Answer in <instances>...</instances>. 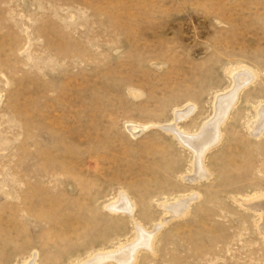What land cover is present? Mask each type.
<instances>
[{
  "label": "rangeland",
  "instance_id": "rangeland-1",
  "mask_svg": "<svg viewBox=\"0 0 264 264\" xmlns=\"http://www.w3.org/2000/svg\"><path fill=\"white\" fill-rule=\"evenodd\" d=\"M239 68L256 78L204 156L209 180L183 181L192 155L170 134L125 130L191 106L176 124L198 134ZM263 104L264 0H0V264L127 246L132 221L105 209L119 193L155 237L136 264H264V197L247 208L264 195V135L247 134ZM195 194L185 217L160 208Z\"/></svg>",
  "mask_w": 264,
  "mask_h": 264
},
{
  "label": "bare ground",
  "instance_id": "bare-ground-1",
  "mask_svg": "<svg viewBox=\"0 0 264 264\" xmlns=\"http://www.w3.org/2000/svg\"><path fill=\"white\" fill-rule=\"evenodd\" d=\"M229 76L231 82L229 89L225 92H220L219 94L214 95L215 97H213L214 100L212 103V117H209L210 119L204 123L203 128L201 127V130L199 129L200 132L198 134H186L185 132L180 131L178 125L176 124L177 121H182L181 119H188L192 115L194 109L191 106H186L187 108L184 107L185 109L183 108V110H175L173 112V120L162 127L153 124L139 125L135 123H127L125 124V130L133 138H135L136 135L143 133L150 127L158 128L164 133L170 134L182 148L190 151L192 155V162L190 163L192 169L189 175L183 178V181L189 185H197L209 180L211 177V172H209L205 166L204 156L207 154V152H209L221 142V125H223L229 115V112L235 106L239 93L245 88L251 86L256 78L254 73L247 68L232 70ZM255 111V118L247 125V134L249 137H251V139L255 138L256 140L262 138L264 135V104L259 105ZM250 197L247 199V204H249L247 208H256L259 210L261 206H259L257 203L250 202L257 199L260 200V198L264 197V195H259L258 197H254L253 195V197ZM198 198L199 195L195 194L187 200L177 199L176 202L171 205L162 204L160 208H162V210L165 212H168L169 209L175 213L177 211H183V214H180L185 217L189 212L191 203ZM235 202L237 201L235 200ZM239 204L241 206V203ZM135 208V203L123 193H119L117 199L113 203L105 206L107 213L111 215H122L127 217L128 220H131L133 224L132 226H134L135 236L125 247L122 246L121 248H118L114 251H104L91 254L88 258L89 260L87 259L88 261L85 264H136L137 255L140 251H148L149 253L153 254V240L155 237L151 234L152 232H146L141 227V224L139 225L134 219L136 212ZM258 216L261 218L260 214H258Z\"/></svg>",
  "mask_w": 264,
  "mask_h": 264
}]
</instances>
